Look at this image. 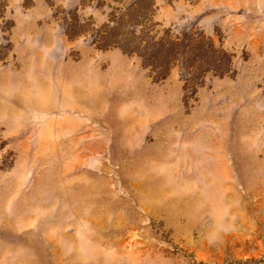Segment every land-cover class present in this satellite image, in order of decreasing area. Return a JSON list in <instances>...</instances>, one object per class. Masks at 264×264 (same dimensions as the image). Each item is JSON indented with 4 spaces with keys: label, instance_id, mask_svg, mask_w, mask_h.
<instances>
[{
    "label": "rangeland",
    "instance_id": "rangeland-1",
    "mask_svg": "<svg viewBox=\"0 0 264 264\" xmlns=\"http://www.w3.org/2000/svg\"><path fill=\"white\" fill-rule=\"evenodd\" d=\"M0 264H264V0H0Z\"/></svg>",
    "mask_w": 264,
    "mask_h": 264
}]
</instances>
